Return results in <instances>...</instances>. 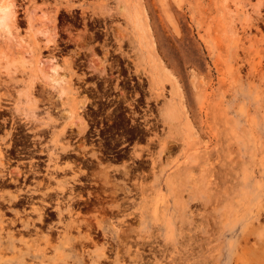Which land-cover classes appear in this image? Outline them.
<instances>
[{
    "label": "rangeland",
    "instance_id": "1",
    "mask_svg": "<svg viewBox=\"0 0 264 264\" xmlns=\"http://www.w3.org/2000/svg\"><path fill=\"white\" fill-rule=\"evenodd\" d=\"M3 7L0 212L52 214L9 225L18 241L3 264H264L244 244L264 231L252 219L264 197V0ZM60 183L82 193L63 222ZM47 238L49 256L19 255Z\"/></svg>",
    "mask_w": 264,
    "mask_h": 264
},
{
    "label": "bare ground",
    "instance_id": "2",
    "mask_svg": "<svg viewBox=\"0 0 264 264\" xmlns=\"http://www.w3.org/2000/svg\"><path fill=\"white\" fill-rule=\"evenodd\" d=\"M9 19H10V9L8 8V7H3V8H0V32H4V31H7L8 29H9ZM258 67V66H257ZM205 143V142H204ZM221 161V160H220ZM31 171V170H30ZM47 171H49V169H47ZM217 171V170H216ZM77 172V171H76ZM87 172V171H86ZM128 172V171H127ZM218 172V171H217ZM107 174V173H106ZM109 174V173H108ZM215 174V173H214ZM47 175H49V174H47ZM87 175V174H86ZM88 176V175H87ZM87 176H84V177H87ZM110 176V175H109ZM108 175H106L105 176V183L106 184H110V181H111V177H109ZM89 178H90V176H88ZM87 177V178H88ZM101 177V176H100ZM91 179V178H90ZM89 179V181H91ZM101 179H103V178H101ZM246 179V178H245ZM104 180V179H103ZM94 181V180H93ZM95 181H97V180H95ZM98 181H101L102 182V180H98ZM114 180H112V182H113ZM44 182H46L45 180H44ZM43 182V180H41L40 182H39V185H44V186H46L48 183L46 182V184ZM83 182V181H82ZM86 182H88V181H86ZM83 183H85V182H83ZM99 183V182H98ZM60 184H62V185H60V187H59V193L56 195L55 194V199H56V205L54 206V208L52 207V205H51V207L53 208V212L55 213V215L58 217V219L60 220V222H63L64 221V218L66 219V208H64V203H65V205H66V203L69 205V206H72V205H74L76 202H77V200H78V197H77V195H79V194H82V193H79V194H77V195H74V193L75 192H73V191H70V189H67V187H66V185H65V183H60ZM88 184V183H87ZM86 184V186H88ZM112 184V183H111ZM117 184V183H116ZM100 185V184H99ZM42 187V188H44V190H45V188L46 189H48V186H51L50 184L49 185H47L46 187ZM75 187V186H74ZM79 187V186H78ZM100 187V186H99ZM101 187L103 188L104 186L103 185H101ZM105 188V187H104ZM113 187H111V189H112ZM80 189V188H79ZM43 190V191H44ZM86 190V189H85ZM102 190H104V189H102ZM101 190V191H102ZM109 191H110V189H108ZM41 191V190H40ZM75 191V190H74ZM106 191V190H105ZM120 191H124L125 192V189L124 188H121V186L119 187V186H117V185H115V189H114V191L112 192V194L113 195H116L117 196V194L120 192ZM262 195L264 196V189H262ZM86 192V191H85ZM69 193V195H67ZM103 193H105V192H103ZM50 194V193H49ZM51 194H53V193H51ZM48 195V192H46V193H44V196H47ZM99 195V194H98ZM97 195V196H98ZM50 196H53V195H50ZM85 196V195H84ZM108 196V195H107ZM20 197V196H19ZM42 197V196H41ZM100 197V196H99ZM17 198H18V196H17ZM48 198H49V196H48ZM52 198H54V197H52ZM52 198H50V199H52ZM83 198V200H85L84 198L85 197H82ZM101 198V197H100ZM44 199H46V198H44ZM44 199H41V200H44ZM54 199V200H55ZM102 199V198H101ZM126 199V198H125ZM46 200H48V199H46ZM53 200V199H52ZM99 200V199H98ZM103 200H106V199H103ZM102 200V201H103ZM49 201V200H48ZM107 201V200H106ZM111 201H113V200H111ZM47 202V201H46ZM50 202H52L51 200H50ZM54 202V201H53ZM100 202H101V200H100ZM104 202V201H103ZM78 203V202H77ZM115 203V202H114ZM49 204V203H48ZM86 204V203H85ZM101 204H103L102 202H101ZM123 204V203H122ZM50 205V204H49ZM88 205V204H87ZM130 205V204H129ZM78 206V205H77ZM99 206V205H98ZM104 206V205H103ZM258 211L253 215V217H252V219H253V223L254 222H257L258 224H259V226H261V222H263L262 220H264V197H262V199L260 200V202L258 203ZM47 207V206H46ZM81 207V206H80ZM83 207V206H82ZM130 207V206H129ZM118 211L122 208V205L121 204H117L116 205V207H115ZM32 209H33V211H35V212H37V213H39V216H38V218L37 219H35V218H33V217H27L26 216V218H24L22 215H19V216H16L17 218L15 219V220H13V219H8V218H5V214L6 213H4V212H0V254L2 255V254H4V250H2V248H4V249H7V247H10V246H15L16 244H17V241H18V237H16V233L15 232H11L10 231V229H9V225L10 224H15L16 222H18L19 223V225L20 224H22L23 225V227L25 228V229H28V228H30V227H35V224H37V222H40V223H46V224H48L47 222H46V220L47 219H49V218H52V214H46V212L43 210V208L42 209H39V208H37L36 206H35V204H33V207H32ZM99 209V208H98ZM77 210V209H76ZM75 210V211H76ZM100 210V209H99ZM122 210V209H121ZM99 212V211H98ZM123 212H124V210H123ZM75 213H77V214H80V212H75ZM75 213H74V210H70L69 212H68V214L71 216V217H74V215H75ZM103 213V212H102ZM118 214V213H117ZM34 216V215H33ZM68 216V215H67ZM132 216V215H131ZM134 216V215H133ZM78 221V220H77ZM51 222V221H50ZM93 223V222H92ZM92 223H90V221L88 220V222H86V227L89 229V230H91L92 228H94L93 226H92ZM115 223V222H114ZM46 224H44V225H46ZM50 224V223H49ZM17 225V224H16ZM38 226V225H37ZM42 226V225H41ZM11 227V226H10ZM83 227V226H82ZM124 227V226H123ZM77 228L80 230L81 228L79 227V226H77ZM115 228V230L116 231H118V232H120V233H127V229H125V231L124 230H122V228L120 227V228H118V227H114ZM261 228V227H260ZM260 228H255V229H252V230H250V232H249V235L248 236H244V244H245V247H247L248 249H250L252 252L253 251H255V252H258L259 254H260V256L261 255H264V245L263 246H261L259 249H256L255 247H253V246H251L252 244H251V241H252V239L249 237L250 235H254V237L256 238V239H259L260 241H262V242H264V231H262V230H260ZM96 229V228H95ZM261 229H263V228H261ZM94 230V229H93ZM22 232V231H21ZM44 232V231H43ZM94 232V231H93ZM19 233V232H18ZM27 233V232H26ZM21 234V233H20ZM25 234V233H24ZM40 234H41V232H40ZM31 235V234H30ZM35 235V234H34ZM125 235V234H124ZM122 236V235H121ZM91 239V238H90ZM251 239V240H250ZM53 240H52V238H47L46 240H45V243H46V246H44V248H40L39 246L38 247H35V248H33V249H30V248H25V250L24 249H20L19 250V255H21V253L20 252H24V251H26V253L29 255V256H31V257H35V258H39V257H45L46 255L47 256H49V254H47V251H48V249L49 248H56L57 246L56 245H53ZM58 243L59 244H63V242H61V241H58ZM6 244H8V246L6 245ZM85 245V244H84ZM112 246V245H111ZM18 247H20V246H18ZM251 247V248H250ZM137 249H139V248H137ZM85 252V251H84ZM258 253H256V254H258ZM7 254V253H6ZM6 254H4V255H6ZM18 254V253H17ZM258 254V255H259ZM107 255V254H106ZM137 256L139 255V253H137L136 254ZM257 255V256H258ZM137 256H135V257H137ZM141 256V255H140ZM85 257V256H84ZM100 257H102V256H100ZM259 257V256H258ZM262 257V256H261ZM109 258V257H108ZM263 258V257H262ZM110 259V258H109ZM260 259V258H259ZM44 260V259H43ZM257 261V259H254V261ZM113 261V260H112ZM112 261H110V262H112ZM5 262V260H3V261H0V264H3ZM86 262V261H85ZM104 262V261H103ZM103 262H101L102 264H103ZM262 262V260H260V263ZM43 263V262H42ZM100 263V264H101ZM259 263V262H258ZM19 264H38L37 262H35V261H29V262H26V263H19ZM44 264H45V262H44ZM242 264H246L245 262H243ZM254 264V263H253Z\"/></svg>",
    "mask_w": 264,
    "mask_h": 264
}]
</instances>
